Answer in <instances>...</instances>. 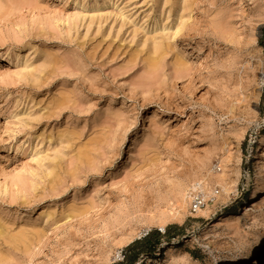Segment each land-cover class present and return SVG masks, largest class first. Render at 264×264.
Listing matches in <instances>:
<instances>
[{"label":"rangeland","instance_id":"1","mask_svg":"<svg viewBox=\"0 0 264 264\" xmlns=\"http://www.w3.org/2000/svg\"><path fill=\"white\" fill-rule=\"evenodd\" d=\"M262 136L264 0H0V264H264Z\"/></svg>","mask_w":264,"mask_h":264},{"label":"trees","instance_id":"2","mask_svg":"<svg viewBox=\"0 0 264 264\" xmlns=\"http://www.w3.org/2000/svg\"><path fill=\"white\" fill-rule=\"evenodd\" d=\"M176 230L178 233L172 234L171 231ZM181 228H179L176 225H168L163 232H160L158 230H153L147 233L143 239L140 241H134L128 247L130 249H133L137 246H142L141 253H148L151 255L154 253L161 243L162 239H165L166 242L170 241L171 239H174L180 235Z\"/></svg>","mask_w":264,"mask_h":264},{"label":"bare ground","instance_id":"3","mask_svg":"<svg viewBox=\"0 0 264 264\" xmlns=\"http://www.w3.org/2000/svg\"><path fill=\"white\" fill-rule=\"evenodd\" d=\"M262 63H263V61H262ZM261 64V63H260ZM261 65H263V64H261ZM262 67V66H261ZM263 77V76H262ZM241 87V86H240ZM259 89V88H258ZM259 92H260V90H259ZM259 92H257V94L259 93ZM245 94V93H244ZM251 94L252 93H250L249 95L251 96ZM254 94V93H253ZM244 96V95H243ZM247 96H248V94H247ZM247 96H246V94H245V98L247 99ZM250 96L248 97V102H249V98H250ZM253 96H255V95H253ZM258 96V95H257ZM257 96H255V99H257L256 97ZM244 98V97H243ZM242 98V99H243ZM255 99H254V101H255ZM251 100V99H250ZM240 101V100H239ZM245 101V99L244 100H242L241 102H243V103H245L244 102ZM251 102V101H250ZM238 103H240V102H238ZM237 103V104H238ZM246 104V103H245ZM227 105V104H226ZM231 106V105H230ZM238 106V105H237ZM231 109V108H230ZM233 109V108H232ZM232 109H231V111H232ZM234 110V109H233ZM235 110H237V108L235 109ZM230 111V110H229ZM230 111V112H231ZM264 144V136H262L261 137V140H260V145H263ZM262 148V147H261ZM230 158H232V156L230 157ZM263 175L259 172L258 174H257V180H256V184H260L259 182H261V181H263ZM193 189V188H192ZM191 189V190H192ZM190 190V191H191ZM189 191V192H190ZM259 193V191L256 189V188H254L253 190H252V193H251V198H254V197H256L257 196V194ZM179 199V198H178ZM189 194H188V202H189ZM181 200V199H180ZM183 200V199H182ZM180 205V204H179ZM139 208V207H138ZM204 209V208H203ZM201 210V209H200ZM200 210H198V211H200ZM197 211V212H198ZM196 212V213H197ZM204 212V211H203ZM74 218H76V216H74V214H73V216H67V217H65V222H64V224H63V227H65V229L67 228V227H69L70 226V224L72 223V221L74 220ZM250 248L249 247H247V246H245V245H242V246H239V247H236L234 250H232L228 255H226V256H224V259L222 260V264H236L237 262H240L243 258H245V254L247 253V251L249 250ZM31 264H33V263H31Z\"/></svg>","mask_w":264,"mask_h":264},{"label":"built area","instance_id":"4","mask_svg":"<svg viewBox=\"0 0 264 264\" xmlns=\"http://www.w3.org/2000/svg\"><path fill=\"white\" fill-rule=\"evenodd\" d=\"M219 197V189L213 188L207 192L206 187L201 182H197L189 192V211L191 214L205 208L207 205H215Z\"/></svg>","mask_w":264,"mask_h":264}]
</instances>
